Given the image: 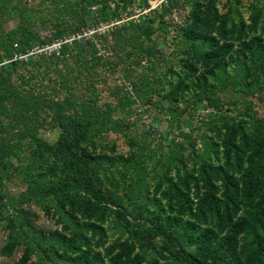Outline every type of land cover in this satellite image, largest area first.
Wrapping results in <instances>:
<instances>
[{
    "label": "rangeland",
    "instance_id": "rangeland-1",
    "mask_svg": "<svg viewBox=\"0 0 264 264\" xmlns=\"http://www.w3.org/2000/svg\"><path fill=\"white\" fill-rule=\"evenodd\" d=\"M0 71L112 104L120 129L92 151L124 158L107 188L138 222L75 201L73 225L24 195L30 171L11 156L0 264H264V0H0ZM40 113L52 144L53 109Z\"/></svg>",
    "mask_w": 264,
    "mask_h": 264
},
{
    "label": "trees",
    "instance_id": "trees-1",
    "mask_svg": "<svg viewBox=\"0 0 264 264\" xmlns=\"http://www.w3.org/2000/svg\"><path fill=\"white\" fill-rule=\"evenodd\" d=\"M3 14L8 15V10L4 9ZM27 16L30 18L31 14ZM35 21L33 15L32 25ZM17 60L16 56L11 63ZM0 77V184L7 173L6 158L14 156L26 160L31 181L25 196L55 201L69 222L71 218L64 209L65 203L79 201L89 210L114 206L118 221L132 230L138 222L121 209L116 202L115 197H119L116 192L107 188H117L115 175L125 181L124 174L115 166L116 160L123 164L124 158L112 159L92 151L97 137L120 129L119 121L112 117V104L99 105L89 97L81 101L61 98L58 91H54L53 98H48L43 91L31 87L29 77L22 76L20 86H13L9 76ZM45 108L53 109L50 118L59 129L58 138L52 144L40 140L34 132L41 121L40 110ZM100 177L106 186L102 185ZM76 179H81L82 183L73 184ZM8 212V208L0 206V215ZM23 221L18 216L13 218L14 223L23 224ZM71 222L80 226L78 221Z\"/></svg>",
    "mask_w": 264,
    "mask_h": 264
}]
</instances>
